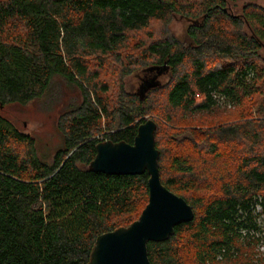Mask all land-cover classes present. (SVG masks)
<instances>
[{
	"label": "trees",
	"instance_id": "16d2710c",
	"mask_svg": "<svg viewBox=\"0 0 264 264\" xmlns=\"http://www.w3.org/2000/svg\"><path fill=\"white\" fill-rule=\"evenodd\" d=\"M234 1L0 0V264H88L99 235L140 217L148 172L107 175L89 166L99 142L133 143L160 98L156 115L171 126L154 118L161 179L195 215L167 240L148 242L151 263L257 261L264 242V8L252 3L237 13ZM175 18L189 22L183 38L164 29L155 35L157 24L166 28ZM139 68H162L170 78L127 92L124 78ZM108 69L119 75L117 92L102 79ZM55 77L83 98L62 113L63 145L46 160L1 110L41 98ZM256 95L263 98L257 116L209 130L186 122Z\"/></svg>",
	"mask_w": 264,
	"mask_h": 264
},
{
	"label": "water",
	"instance_id": "95a60500",
	"mask_svg": "<svg viewBox=\"0 0 264 264\" xmlns=\"http://www.w3.org/2000/svg\"><path fill=\"white\" fill-rule=\"evenodd\" d=\"M154 70L147 68L145 71ZM159 82L152 79L140 88L141 92L156 87ZM156 129V121L149 118L138 126L133 143L105 140L96 145L90 169L107 175L148 172L149 198L138 219L97 237L88 264H152L148 242L167 240L176 226L194 218L192 206L162 182Z\"/></svg>",
	"mask_w": 264,
	"mask_h": 264
},
{
	"label": "rangeland",
	"instance_id": "374dc122",
	"mask_svg": "<svg viewBox=\"0 0 264 264\" xmlns=\"http://www.w3.org/2000/svg\"><path fill=\"white\" fill-rule=\"evenodd\" d=\"M252 3L264 8V0H235L232 3V6L234 7L235 12L241 13L246 5ZM188 23L189 22L186 20L175 18L168 26H166V28H163L161 24H157L155 35L159 36L161 33L163 34L162 30L164 29L163 31L168 32L169 34H173L178 38H183ZM262 54L264 55V51ZM143 72V68H139L124 78V85L127 92L135 93L139 89L141 76L144 75ZM118 77L119 75L116 74L113 69L105 70L102 74V79L110 81L112 92H117ZM169 78L170 75L164 74L158 80L165 83ZM82 98V92L76 85L69 83L64 78L55 77L48 90L41 98L27 104L8 103L4 105L1 113L3 116L11 120L21 132L34 138L40 157L46 160H52L55 152L62 147L64 139L59 129L58 121L64 111L80 104ZM262 99L261 95H256L253 99L246 100L242 106H227V108H223L215 114L191 117L186 120V122L192 129L209 130L221 122L229 123L235 120L257 116L259 104L262 102ZM157 102L161 103L159 104ZM157 102L154 104L155 106L153 105L155 107V109H153L154 113L146 115V119L158 118L170 128L171 126H169L167 122L156 115L157 113H163V98H160ZM185 127L186 126L181 125L180 130L185 129ZM171 132L172 131H169V133ZM182 134L183 133L180 134V137L183 136ZM161 137L162 146L166 148L167 142L165 140L168 136L165 137L162 134ZM220 149L225 150L224 147H221ZM226 151L229 152L230 150L226 149ZM216 188L217 186H215L213 190H216ZM260 220L264 229V215L260 216ZM255 259L257 261L254 260L253 264H264V242L258 245Z\"/></svg>",
	"mask_w": 264,
	"mask_h": 264
},
{
	"label": "flooded vegetation",
	"instance_id": "af4514ba",
	"mask_svg": "<svg viewBox=\"0 0 264 264\" xmlns=\"http://www.w3.org/2000/svg\"><path fill=\"white\" fill-rule=\"evenodd\" d=\"M163 72L164 71L162 70V68L155 69L154 71H144V75L141 76L140 88H143V86L150 82L152 79H160L164 75Z\"/></svg>",
	"mask_w": 264,
	"mask_h": 264
}]
</instances>
